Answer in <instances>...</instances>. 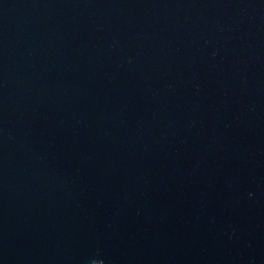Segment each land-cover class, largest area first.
I'll use <instances>...</instances> for the list:
<instances>
[{
	"label": "water",
	"instance_id": "obj_1",
	"mask_svg": "<svg viewBox=\"0 0 264 264\" xmlns=\"http://www.w3.org/2000/svg\"><path fill=\"white\" fill-rule=\"evenodd\" d=\"M0 264H264V0H0Z\"/></svg>",
	"mask_w": 264,
	"mask_h": 264
}]
</instances>
